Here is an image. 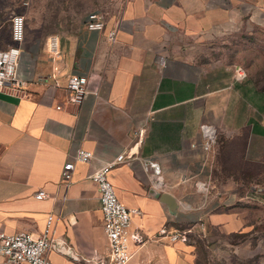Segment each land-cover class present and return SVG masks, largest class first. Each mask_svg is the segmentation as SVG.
<instances>
[{"label":"crops","instance_id":"1","mask_svg":"<svg viewBox=\"0 0 264 264\" xmlns=\"http://www.w3.org/2000/svg\"><path fill=\"white\" fill-rule=\"evenodd\" d=\"M11 1L0 0L3 48L13 44ZM105 10L103 31L86 27L90 13L66 31L22 13L20 82L0 90V230L38 236L52 214L54 264H110L90 175L123 154L110 176L120 200L141 209L129 233L143 239L128 264H210L193 232H236L255 225L251 204L264 208V79L230 49L238 37L264 34V0H111ZM72 75L90 77L99 93L71 103ZM80 148L94 158L76 162L68 186L62 171Z\"/></svg>","mask_w":264,"mask_h":264},{"label":"built area","instance_id":"2","mask_svg":"<svg viewBox=\"0 0 264 264\" xmlns=\"http://www.w3.org/2000/svg\"><path fill=\"white\" fill-rule=\"evenodd\" d=\"M26 18L22 14L11 16V34L13 44L6 48L1 46L0 36V90L17 79V66L21 53L20 44L26 38ZM86 27L90 30L103 31L106 29V14L103 11H92L88 15ZM111 42L116 40V31L108 33ZM51 52L59 53V42L56 38L51 41ZM90 77L85 75H72L68 79L67 88L70 91V102L80 104L90 92L99 93V88H90ZM213 144L212 135L206 143V149H211ZM94 158V153L88 149L80 148L73 161L65 164L62 171V179L69 186L73 180V171L76 162L89 163ZM124 161L121 154L117 159L110 161L95 170L90 178L97 184L99 199L104 219V232L109 241L110 264H128L133 256L132 245L142 242V236L138 233H129L132 227L133 216L141 213V209L127 207L119 198L115 185L111 180V171ZM156 174L160 173V167L152 163ZM45 196L44 190H39L36 197L41 199ZM54 216H48L47 224L41 235L29 232L8 233L0 230V264H54L48 253L54 249L53 238ZM168 230L162 228L160 234H167ZM171 239L187 240L186 235L174 233Z\"/></svg>","mask_w":264,"mask_h":264},{"label":"rangeland","instance_id":"3","mask_svg":"<svg viewBox=\"0 0 264 264\" xmlns=\"http://www.w3.org/2000/svg\"><path fill=\"white\" fill-rule=\"evenodd\" d=\"M110 3L111 0H12L5 2L4 8H12L9 17L26 13L27 21L44 22L47 28L56 26L66 31L76 28L78 21L92 11L106 12ZM256 32L253 37L234 39L230 49L242 67L248 68L257 79H264V34ZM244 172L257 174L258 169L246 167ZM262 172L261 169L259 173ZM241 184L245 192L249 184ZM250 209L255 225H243L233 233L216 227H202L193 232V242L200 252L210 256V264H264V208L251 204Z\"/></svg>","mask_w":264,"mask_h":264},{"label":"water","instance_id":"4","mask_svg":"<svg viewBox=\"0 0 264 264\" xmlns=\"http://www.w3.org/2000/svg\"><path fill=\"white\" fill-rule=\"evenodd\" d=\"M162 201L168 203L171 208H174V200L169 194H165L162 198Z\"/></svg>","mask_w":264,"mask_h":264},{"label":"trees","instance_id":"5","mask_svg":"<svg viewBox=\"0 0 264 264\" xmlns=\"http://www.w3.org/2000/svg\"><path fill=\"white\" fill-rule=\"evenodd\" d=\"M257 169H259V168L257 167Z\"/></svg>","mask_w":264,"mask_h":264}]
</instances>
